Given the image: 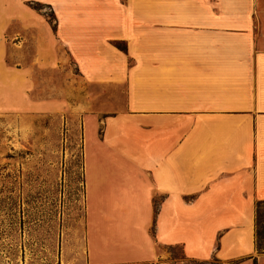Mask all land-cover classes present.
I'll return each instance as SVG.
<instances>
[{"label":"crops","instance_id":"crops-1","mask_svg":"<svg viewBox=\"0 0 264 264\" xmlns=\"http://www.w3.org/2000/svg\"><path fill=\"white\" fill-rule=\"evenodd\" d=\"M60 66L83 213L52 264H264V0H0V112Z\"/></svg>","mask_w":264,"mask_h":264},{"label":"rangeland","instance_id":"rangeland-1","mask_svg":"<svg viewBox=\"0 0 264 264\" xmlns=\"http://www.w3.org/2000/svg\"><path fill=\"white\" fill-rule=\"evenodd\" d=\"M40 8L52 21L49 10ZM14 52L10 44L8 61H14ZM25 52L28 59L29 45ZM75 71L69 62L70 74ZM64 72L61 66L36 71L39 84L31 93L38 97L39 110L28 107L29 76L23 78L22 110L15 105L18 94L11 90L8 78L11 101L0 112V264L54 263L60 236L82 218L79 117L71 106L75 99L66 98L53 110L57 101L47 98L55 94L61 101V84L67 80ZM257 216V242L264 247V203L258 206Z\"/></svg>","mask_w":264,"mask_h":264},{"label":"trees","instance_id":"trees-1","mask_svg":"<svg viewBox=\"0 0 264 264\" xmlns=\"http://www.w3.org/2000/svg\"><path fill=\"white\" fill-rule=\"evenodd\" d=\"M261 203H264V199L263 200H259L257 201L256 205H255V213H254V236H255V248L257 250H264V247H261L259 242H257L258 240V231L255 229L256 227V224L258 222V216H257V208L258 206L261 204Z\"/></svg>","mask_w":264,"mask_h":264}]
</instances>
